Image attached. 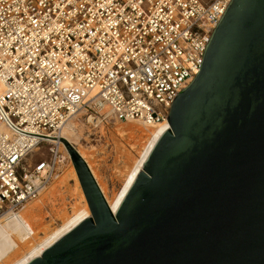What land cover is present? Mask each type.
Returning <instances> with one entry per match:
<instances>
[{"label": "water", "instance_id": "95a60500", "mask_svg": "<svg viewBox=\"0 0 264 264\" xmlns=\"http://www.w3.org/2000/svg\"><path fill=\"white\" fill-rule=\"evenodd\" d=\"M116 213L63 140L90 216L28 264H264V0H230Z\"/></svg>", "mask_w": 264, "mask_h": 264}, {"label": "built area", "instance_id": "2783aa9c", "mask_svg": "<svg viewBox=\"0 0 264 264\" xmlns=\"http://www.w3.org/2000/svg\"><path fill=\"white\" fill-rule=\"evenodd\" d=\"M229 1L0 0V218L62 172L77 112L95 133L168 120Z\"/></svg>", "mask_w": 264, "mask_h": 264}, {"label": "bare ground", "instance_id": "6f19581e", "mask_svg": "<svg viewBox=\"0 0 264 264\" xmlns=\"http://www.w3.org/2000/svg\"><path fill=\"white\" fill-rule=\"evenodd\" d=\"M104 112V110L102 111ZM77 112L61 130L62 139L74 147L96 181L112 213H116L143 165L162 135L170 129L168 120L147 124L138 120L102 125L99 132L105 138L100 148L85 147L80 142L91 129ZM94 134V133H93ZM64 154L69 156L65 146ZM111 157L110 176L118 184L109 189L104 178L106 159ZM72 181L74 202L65 200L64 189ZM47 215L50 220L46 221ZM90 216V210L71 162L39 194L17 212H7L0 218V264H28L48 247Z\"/></svg>", "mask_w": 264, "mask_h": 264}, {"label": "rangeland", "instance_id": "374dc122", "mask_svg": "<svg viewBox=\"0 0 264 264\" xmlns=\"http://www.w3.org/2000/svg\"><path fill=\"white\" fill-rule=\"evenodd\" d=\"M92 134H88V133H84L83 137L80 139V142L82 143L83 146L85 147H90V146H95L96 148H100L102 147L103 144H105V138L104 136L102 135L101 137H99V135L97 133H99L97 131V133H95V131H92L91 132ZM94 133V134H93ZM65 148H66V151L68 153V149H67V146L64 144ZM71 146V145H70ZM73 149L74 147L71 146ZM42 152V151H41ZM45 153H43L44 155ZM41 154H33V159L32 160H38L41 156ZM69 155V154H68ZM68 162H71V159L69 158V161L66 162L63 170L66 168V166L68 165ZM106 163H102V165L104 166V178H105V182L108 186L109 189H113V190H116L118 188V184L117 183H114V181H112L111 179V176H110V166H111V157L109 156L106 161ZM73 165V163H72ZM80 184V183H79ZM81 187V186H80ZM73 190V184H72V181H70L68 183V186H67V189H64V196H65V200L66 202L69 204L73 203L75 200L73 198V194L75 192H72ZM82 190V189H81ZM74 191V190H73ZM83 192V191H82ZM84 195V194H83ZM85 198V197H84ZM86 201V199H85ZM87 203V202H86ZM46 221H49L51 222L50 220V215H47V217L45 218Z\"/></svg>", "mask_w": 264, "mask_h": 264}]
</instances>
